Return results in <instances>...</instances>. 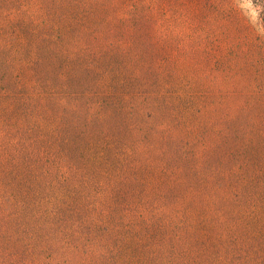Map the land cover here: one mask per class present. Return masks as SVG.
Returning a JSON list of instances; mask_svg holds the SVG:
<instances>
[{
	"label": "rangeland",
	"instance_id": "374dc122",
	"mask_svg": "<svg viewBox=\"0 0 264 264\" xmlns=\"http://www.w3.org/2000/svg\"><path fill=\"white\" fill-rule=\"evenodd\" d=\"M257 28L264 0H0V264H264Z\"/></svg>",
	"mask_w": 264,
	"mask_h": 264
},
{
	"label": "clouds",
	"instance_id": "9594fccd",
	"mask_svg": "<svg viewBox=\"0 0 264 264\" xmlns=\"http://www.w3.org/2000/svg\"><path fill=\"white\" fill-rule=\"evenodd\" d=\"M256 26L255 22H254V27ZM257 32H258V35L264 37V31H260L259 28H257Z\"/></svg>",
	"mask_w": 264,
	"mask_h": 264
}]
</instances>
